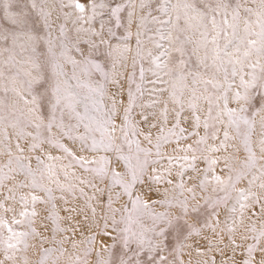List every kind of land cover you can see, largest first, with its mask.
<instances>
[{
	"label": "snow or ice",
	"instance_id": "1",
	"mask_svg": "<svg viewBox=\"0 0 264 264\" xmlns=\"http://www.w3.org/2000/svg\"><path fill=\"white\" fill-rule=\"evenodd\" d=\"M0 264H264V0H0Z\"/></svg>",
	"mask_w": 264,
	"mask_h": 264
}]
</instances>
